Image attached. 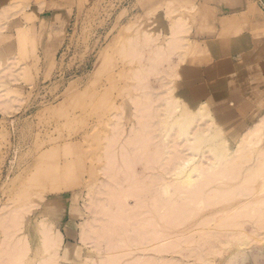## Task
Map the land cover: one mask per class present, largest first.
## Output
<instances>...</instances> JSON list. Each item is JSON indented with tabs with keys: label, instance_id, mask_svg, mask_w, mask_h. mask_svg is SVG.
I'll list each match as a JSON object with an SVG mask.
<instances>
[{
	"label": "rangeland",
	"instance_id": "1",
	"mask_svg": "<svg viewBox=\"0 0 264 264\" xmlns=\"http://www.w3.org/2000/svg\"><path fill=\"white\" fill-rule=\"evenodd\" d=\"M5 8L12 15L0 17V264H264V207L239 206L245 198L264 196V172L255 177L253 194H238L236 201L226 198L228 189L225 196L222 191L227 201L207 190L210 198L218 195L212 204L203 191L221 178L215 172L216 182L202 184L201 192L172 182L174 194L197 192L185 200L169 192L166 201L159 181L169 178L164 170L187 146L176 125L165 120L181 113L196 118L204 111L198 112L200 102L211 117L201 127L207 129L201 148L222 145L226 158L248 133L243 143L249 153L243 149L248 155L232 158L242 165L232 164L237 174L218 181L229 182L223 189L248 187L239 178L264 161V51L238 50L246 22L234 12L233 0H0L1 16L8 15ZM194 89L201 91L197 99ZM168 102L178 107L172 110ZM202 114L198 123L210 120ZM167 130L172 136L166 144ZM226 167L219 173L233 172ZM200 193L205 199L196 204ZM176 216L189 220L178 225ZM163 233L177 236L175 252L172 236ZM163 237L169 251L160 246Z\"/></svg>",
	"mask_w": 264,
	"mask_h": 264
},
{
	"label": "bare ground",
	"instance_id": "2",
	"mask_svg": "<svg viewBox=\"0 0 264 264\" xmlns=\"http://www.w3.org/2000/svg\"><path fill=\"white\" fill-rule=\"evenodd\" d=\"M9 8H5V9H3V10H6V11H3L4 13L3 14H5L6 12L8 13V10ZM1 10V9H0ZM8 10V11H7ZM2 12V11H1ZM12 15V13L11 14H9L8 13V15H2L1 16V13H0V17H3L4 16V19H5V16H11ZM2 19V18H1ZM3 19V20H4ZM181 24V23H180ZM183 24V23H182ZM181 24V25H182ZM185 24V23H184ZM2 25H4V24H2ZM184 26V25H183ZM3 27V26H2ZM178 29V28H177ZM187 29V28H186ZM178 30H181V29H178ZM177 30V31H178ZM183 31V30H182ZM180 32V31H179ZM175 33V32H174ZM176 35H178V33L176 34ZM180 36V35H179ZM179 36H177V37H179ZM181 37V36H180ZM176 39V38H175ZM180 39V38H179ZM182 39H184V38H182ZM171 41V40H170ZM173 41V40H172ZM182 42V41H181ZM171 44V43H170ZM175 44V43H174ZM172 45V44H171ZM182 45V44H181ZM174 46V45H173ZM178 46V45H177ZM162 47V46H161ZM162 49V48H161ZM166 49V48H165ZM168 49V48H167ZM176 49V48H175ZM174 49V50H175ZM170 50V49H169ZM173 50V51H174ZM158 51H160L159 49H158ZM163 51V50H162ZM161 51V52H162ZM167 51V50H166ZM171 51V50H170ZM169 52V51H168ZM167 52V53H168ZM166 53V52H165ZM178 54V53H177ZM153 56V55H152ZM157 56V55H156ZM155 57V56H154ZM161 57V56H160ZM153 58V57H152ZM164 58V57H163ZM15 59V58H14ZM165 61V60H164ZM10 63V62H9ZM11 64H13L12 62H11ZM23 65V64H22ZM8 66H10V65H8ZM16 68H18V67H16ZM6 69V68H5ZM22 69V68H21ZM166 69V68H165ZM8 70V69H7ZM12 70V69H11ZM168 70V69H167ZM2 71V70H1ZM0 71V72H1ZM19 71V70H18ZM6 72V71H5ZM10 72V71H9ZM14 72V71H13ZM2 73V72H1ZM12 73V72H11ZM19 73V72H18ZM4 74H6V73H4ZM17 73H15V75H16ZM12 75H13V73H12ZM11 76V75H10ZM18 77H20V75H17ZM13 77H15V76H13ZM14 79V78H13ZM160 93V92H159ZM165 96V95H164ZM141 99V98H140ZM139 99V100H140ZM133 101V100H132ZM135 101H137V100H135ZM166 101V100H165ZM165 101H163V102H165ZM169 101V100H168ZM173 101V100H172ZM176 101V100H175ZM175 101H173V103L175 102ZM140 102V101H139ZM163 102H162V105H165L166 103H167V101L165 102V104H163ZM169 103V102H168ZM144 104V103H143ZM170 104V103H169ZM172 104V103H171ZM171 104H170V106H168L170 109H172V110H174V108L176 109V107H174V106H177V105H174V104H176V103H174L173 105V107L171 108ZM168 105V104H167ZM135 106H140L139 104L137 105H135ZM146 106V105H145ZM148 107V106H147ZM168 107L167 108H162V113L166 110V109H168ZM178 107V106H177ZM142 107H140V108H138V109H141ZM145 108V107H144ZM156 109H158V108H156ZM165 109V110H164ZM198 112L199 111H202V110H204V111H202L203 113H206L207 111L205 110V107H204V103L203 102H200V105L198 106ZM142 111H143V109H141ZM151 111V110H150ZM167 111H170V112H172L171 110H167ZM137 112H139L138 110H137ZM166 112V111H165ZM197 112V113H198ZM202 112H200L201 114H202ZM209 112V111H208ZM207 112V113H208ZM149 113V112H148ZM148 113L146 114V116H148ZM167 113V112H166ZM198 114V116L195 118V117H191V116H193V115H191V116H189L190 117V119L187 117L188 115H186V114H183V113H181V114H179V115H177L176 116V118L174 117L173 119H171L170 120V122H167L166 120H165V122H166V124L168 125V126H170V125H176V128H178V129H176L177 131H175V132H177L178 134H179V136L180 137H182V136H184V137H182V138H180V140L182 141V142H187L186 143V147H185V145H184V143L182 144V143H179V146H180V144L181 145H184V149H182V150H180V149H175L176 151L178 150V152H179V150H180V152L178 153V155H180L181 157H180V159H176V160H179L178 162H176V163H174L171 167H170V169L168 170V168H167V170H164V171H168V172H165V173H167L168 175H169V178H166V181H164L163 179H159V181L160 180H162V181H160V189H162L163 191H165L166 193H164V198H166L165 197V194H166V196H168V198H170L169 197V195H172V194H174L173 192H172V190L174 191V189H172V188H174V186H175V184H173V183H176V184H178V183H180V185L181 186H184V187H186V189H184V190H195L196 191V189H197V191H202V190H199V188L200 189H202V187L203 188H205L202 184H207V183H211V181H214L215 180V182H216V180H217V178L219 177L218 175H221V178L219 177L218 178V180H217V183L215 184V183H212V184H214V188L212 187V186H210V185H208L207 184V186H208V189H205V191H203L204 193H205V195H206V193H207V190H211L212 189V192H216V194L218 193V192H220L221 194H219V198H222L223 199V192L222 191H224V190H226V191H224V196H225V193H228V190L231 192V193H229V194H226V198L227 199H229L230 200V198L233 200L234 199V201H236V199H238L237 198V196H239L241 193H243L242 194V197L245 195V196H247V195H249L250 194V192H251V194H253L252 193V191H253V189H255L256 190V185L254 186L253 184L255 183L256 184V182H258V180H254L255 179V177L258 175V174H261V173H263L264 172V161L263 162H260L261 163V165H259V164H256V163H254V162H259V161H254L253 163L254 164H250L251 166L250 167H248V170H247V173L248 174H246L245 176H247V177H243V178H239V179H243V180H241L240 181V183L242 182V183H247L246 185H249L248 187H243L242 185V189L240 188V187H236L237 186V184L236 185H233V189L231 188L232 187V184L230 185L229 184V187H226L225 189H223L224 188V186L223 185H225V183H229V182H226V180H224L221 184H219L220 182H218V181H220V179L222 180V179H230V178H233V176L231 177V175L232 174H237V173H235V169L237 168V171L239 170V167H240V165H242V164H240V165H238V162L236 163V162H234L233 163V161H235L234 159H233V161H232V158H235L236 159V157L238 156V155H240V154H242L243 152V149L245 148V144L247 143V142H244L243 143V141H244V138L247 136V134L245 135V136H241V142H240V144H239V141H238V147H235L236 149H234L233 151H231L230 153H228L227 155H229V156H226L225 154V156H226V158L223 156L222 157V153H220L221 152V149L223 148L222 147V145H219V146H217L218 148H214V150H213V148H211L213 145L212 144H210V145H212V146H208L209 148H211V149H204V147L203 148H201V144L202 143H205V142H203V141H205V138L203 139V137H204V133H205V129L204 128H201L202 127V125H204L205 124V122H208V121H211V117H209V114L210 113H208V115H207V113L206 114H202V115H205V117H209V119L210 120H207V121H203V123H198V122H200L199 120H200V116H201V114ZM141 114V116L143 117L144 115L142 114V113H140ZM140 114H138L139 116H140ZM151 114V113H150ZM149 114V115H150ZM154 114V113H153ZM152 114V116L154 117V115ZM165 114V113H164ZM207 115V116H206ZM136 116V115H135ZM140 116V117H141ZM160 116V115H159ZM164 116V115H163ZM194 116H195V114H194ZM140 117H138L137 118V120H141V118ZM145 117V116H144ZM166 117H167V115H166ZM205 117H201V119H203L204 120V118ZM165 118V117H164ZM168 118V117H167ZM193 118V119H192ZM195 118V119H194ZM161 119V118H160ZM188 119H189V121H188ZM198 119V120H197ZM205 119H207V118H205ZM151 120V119H150ZM190 120H193V122H195L193 125L191 124L192 123V121H190ZM213 120V119H212ZM152 121V120H151ZM139 122L140 121H138V124H139ZM164 122V123H165ZM142 123V122H141ZM158 123H160V122H158ZM157 123V124H158ZM161 123H162V121H161ZM170 123V124H169ZM212 123V122H211ZM145 124V123H144ZM208 124H210V123H207V125ZM140 125H143V123L142 124H140ZM146 125V124H145ZM143 126V128L144 127H146V126ZM154 125V124H153ZM167 125H165V126H167ZM173 126H171V127H173ZM205 127V126H204ZM133 128V127H132ZM141 128H142V126H141ZM164 128V127H163ZM169 128V127H168ZM173 129H174V127H173ZM204 129V130H203ZM137 130H140V128H138ZM144 130V129H143ZM169 131H170V129H168ZM167 130V132H165L163 135H162V140L163 141H169V139H168V137H170V136H172V135H170L171 134V132L169 133V131ZM207 130V129H206ZM162 131V130H161ZM142 132V131H141ZM174 132V133H175ZM208 132V131H207ZM145 133H148V132H144V134ZM162 133V132H161ZM177 133H175V134H177ZM136 134V133H135ZM143 134V133H142ZM160 134V133H159ZM174 134V135H175ZM134 135V134H133ZM146 135V134H145ZM182 135V136H181ZM209 135V134H208ZM137 136H139L138 134H137ZM141 136V135H140ZM178 136V135H177ZM205 136H207V135H205ZM214 136V135H213ZM157 137V136H156ZM137 138V137H136ZM138 138H140V137H138ZM142 138H143V135H142ZM155 138V137H154ZM176 138V137H175ZM248 138V137H247ZM246 138V139H247ZM135 139V138H134ZM152 139V138H151ZM207 139V138H206ZM139 140H141L142 141V139H139ZM131 141V140H130ZM155 141V140H154ZM175 141H177L176 139H175ZM207 141V140H206ZM169 142H171V141H169ZM180 142V141H179ZM251 142V141H250ZM140 143H143V141L142 142H140ZM148 143V142H147ZM153 143V142H152ZM173 143H174V141H173ZM244 145H243V144ZM166 144H167V142H166ZM176 144H178V143H176ZM176 144H174V147L176 146ZM219 144V143H218ZM251 144V143H250ZM165 145V144H164ZM206 145H208V143H206ZM217 145V144H216ZM139 146V145H138ZM169 146H171L170 144H169ZM214 147H216V146H214ZM252 147H253V145H252ZM157 148H159V147H157ZM176 148H177V146H176ZM181 148V147H180ZM219 148H221V149H219ZM140 149V148H139ZM161 149V148H160ZM163 149V148H162ZM167 149H170L168 146H167ZM215 149H216V151H215ZM252 149V148H251ZM170 150H172V149H170ZM170 150H169V154H170ZM213 150V151H212ZM245 151H246V149H244ZM147 151V150H146ZM161 151V150H160ZM174 151V150H173ZM225 153H226V151L225 150H223ZM240 151H241V153H240ZM244 151V152H245ZM264 151V150H263ZM144 152V151H143ZM142 152V153H143ZM153 152H155V150L153 151ZM152 152V153H153ZM167 152V153H166ZM219 152V153H218ZM249 153V148H248V151H246L245 153ZM157 153H159V152H157ZM164 153H166V154H168V151L166 150V151H164ZM174 153H176V152H173V154ZM181 153V154H180ZM183 153V154H182ZM198 153H201L202 155L199 157V154ZM245 153H243V155H248V154H245ZM141 154V153H140ZM140 154H138V155H140ZM259 154V153H258ZM262 154H264L263 152H261V155ZM144 155H148V154H146V153H144ZM152 155H155V153H153ZM151 155V156H152ZM162 156H163V153L161 154ZM171 155V154H170ZM177 155V156H178ZM149 156V155H148ZM167 156V155H166ZM177 156L176 157H174V158H177ZM260 156V155H259ZM168 157H170V158H172L171 156H168ZM241 157H242V155H241ZM241 157L240 156H238V158H240L241 159ZM243 157H245V156H243ZM242 157V158H243ZM262 157H264V155L262 156ZM146 158V157H145ZM149 157H147V159H148ZM163 158V157H162ZM174 158H173V162H175L176 160H174ZM223 158H225V159H223ZM248 158V157H247ZM250 158V157H249ZM151 159V158H150ZM161 159V157L159 158V160ZM163 159H165V158H163ZM203 159H205L206 161H203ZM226 160L225 162H227V160H230V161H232L231 162V164H227L226 163V165H225V162H220V160ZM246 159V158H245ZM256 159H258V157L256 158ZM127 160V159H126ZM158 160V159H157ZM166 160V159H165ZM164 160V162L166 163V164H168L169 162H166ZM170 161L172 160V159H169ZM168 160V161H169ZM244 160V159H243ZM248 160V159H247ZM263 160H264V158H263ZM143 162L142 163H144V160H142ZM161 161H163V160H161ZM128 162V161H127ZM137 162L138 163H140L138 160H137ZM136 162V163H137ZM146 162H148V161H146ZM152 161H149L148 163H149V165H150V163H151ZM153 162H155V161H153ZM163 162V163H164ZM240 162V161H239ZM164 163V164H165ZM224 164V165H222V164ZM235 163L237 164V166H239V167H236V166H234V167H236L235 169H234V167L233 166H231L232 164H234L235 165ZM243 163V162H242ZM110 164V163H109ZM155 164V163H154ZM164 164H161V165H163L164 166ZM171 164H172V162H171ZM170 164V165H171ZM219 164H221L220 165V167H222L221 169H223L224 168V166L226 167L227 165V167L224 169L225 171H226V169L227 168H230V169H228L229 171H233V170H235V171H233V172H227L226 171V174H228V175H222V173H219V172H221L220 170V167L218 166ZM146 165V164H145ZM145 165H143V166H145ZM158 165H160V164H158ZM169 165V166H170ZM230 165V166H229ZM162 166V167H163ZM132 167V166H131ZM146 167H147V165H146ZM216 167H218V168H216ZM109 168H110V166H109ZM160 168V167H159ZM164 168V167H163ZM214 168H216V169H214ZM132 169V168H131ZM164 169H166V168H164ZM217 170V169H219V171L218 172H216V171H214V170ZM116 170V169H115ZM134 170V169H133ZM133 170H131V171H133ZM163 170V169H162ZM205 170L207 171V172H209V173H205ZM213 170V171H212ZM108 171V170H107ZM110 171V170H109ZM130 171V170H129ZM210 172H211V174L212 175H214L213 173L215 172V174L218 176V177H216L215 175L214 176H210L209 174H210ZM213 172V173H212ZM223 173H224V171H223ZM133 174V173H132ZM159 174V173H158ZM158 174H157V176H158ZM166 174V175H167ZM113 175V174H112ZM134 175V174H133ZM206 175H208V176H206ZM230 175V177H228ZM126 176H128V174L126 175ZM126 176L124 177L123 176V178L125 179L126 178ZM205 176H206V178H205ZM224 176H226L227 178H225ZM259 176V175H258ZM257 176V177H258ZM158 177H161V176H158ZM210 178V177H212V179L213 180H208V178ZM223 177V178H222ZM150 178H152V177H150ZM162 178H164V177H162ZM245 178H247V179H245ZM250 179V180H249ZM127 180V179H126ZM128 180H130V178H128ZM133 180V179H132ZM206 180H208L207 182H206ZM250 181L249 183L248 182H246V181ZM134 181V180H133ZM154 181V180H153ZM164 181V182H163ZM255 181V182H254ZM124 181L122 180V181H120V183H123ZM136 182V181H135ZM135 182H132V186L134 185L133 183H135ZM144 182V181H143ZM152 182V181H151ZM155 182V184L157 183L156 181H154ZM162 182V183H161ZM173 182V183H172ZM206 182V183H205ZM252 182V183H251ZM254 182V183H253ZM145 183V182H144ZM144 183L142 184V185H144ZM149 183V182H148ZM159 183V182H158ZM209 183V184H210ZM224 183V184H223ZM239 183V184H240ZM126 184H129L127 181H126ZM136 184H137V182H136ZM141 184V183H140ZM139 184V185H140ZM150 184V183H149ZM169 184H170V186H169ZM184 184V185H183ZM121 185V184H120ZM146 185V184H145ZM159 185V184H158ZM157 185V186H158ZM173 185V186H172ZM221 185V186H220ZM228 184H226V186H227ZM99 186H101V185H99ZM150 186H152V184L150 185ZM156 186V185H155ZM177 186V185H176ZM199 186H201V187H199ZM206 186V187H207ZM210 186V187H209ZM252 186H254V187H252ZM102 187V186H101ZM111 187V186H110ZM122 187V186H121ZM123 187H125V186H123ZM138 187V186H137ZM136 187V188H137ZM141 187V186H140ZM153 187V186H152ZM170 187H172L171 189H170ZM183 187V188H184ZM223 187V188H222ZM236 187V188H235ZM132 188V187H131ZM177 188H181V187H177ZM210 188V189H209ZM229 188H231V189H229ZM122 189V188H121ZM152 189V188H151ZM216 189H219L220 191H215ZM221 189H223V190H221ZM228 189V190H227ZM238 189V190H237ZM260 189L262 190V187H260ZM119 190V189H118ZM133 190H135V189H133ZM132 190V191H133ZM154 190V189H153ZM159 190V189H158ZM204 190V189H203ZM214 190V191H213ZM237 190V191H236ZM108 191H110V190H108ZM163 191H162V193H163ZM234 191V192H233ZM145 192V191H144ZM169 192H171L172 194H170ZM178 193H180V195L178 194H176V192H175V194H176V197L177 196H182L183 197V190L181 191V192H179V191H177ZM186 192H188V191H186ZM186 192L184 191V193L186 194ZM191 192V191H190ZM190 192H188L187 194H189ZM146 193V192H145ZM169 193V194H168ZM211 193V192H210ZM140 194V193H139ZM138 194V195H139ZM153 194V193H152ZM174 194V195H175ZM183 194V195H182ZM195 194H197V192H194V196H191V195H184L185 196V198H184V200L186 199V198H188V197H195L196 195ZM202 193H200V196L198 197V199L197 200H195L196 198H190L188 201V203L189 204H192L193 202L192 201H194L195 200V202H196V204L197 203H199V202H203V200L202 199H205L204 198V196H202L201 195ZM215 193H213V194H210V195H213V197L212 198H210L211 196H208L209 195V193H207V196H205V197H209L210 198V203H211V200H217L218 199V197H215V196H218V195H214ZM239 194V195H238ZM134 195V194H133ZM137 195V194H136ZM137 195V196H138ZM141 195V194H140ZM193 195V194H192ZM228 195V196H227ZM142 196V195H141ZM157 196V195H156ZM250 196V195H249ZM122 197V196H121ZM216 199H215V198ZM239 197H241V196H239ZM145 198V197H144ZM157 198V197H156ZM161 198V197H160ZM168 198H166V201H167V199ZM108 199V198H107ZM111 199V198H110ZM109 199V200H110ZM141 199H143V198H141ZM172 199V198H171ZM207 199V198H206ZM246 199V198H245ZM242 200V201H239L240 203H239V206L241 205V206H243V205H249V206H251V207H249V208H253L252 206H254V205H260L261 207H264V196H260V197H254V198H247L246 200ZM113 201L112 202H114L115 200L114 199H112ZM136 200H140L139 198L138 199H136ZM173 200V199H172ZM192 200V201H191ZM208 200V199H207ZM227 201L226 199H223V201ZM181 201H183V200H181ZM181 201H174L175 203L176 202H180L181 203ZM191 201V202H190ZM209 201V200H208ZM222 201V200H221ZM137 202H139V201H136V203ZM168 202H171V200L170 201H168ZM173 202V203H174ZM195 202L193 203V204H195ZM206 202V201H205ZM218 202H219V200H218ZM231 202H233V201H231ZM95 203V202H94ZM103 204H104V202H102ZM107 203V202H106ZM110 203V202H109ZM143 203V202H142ZM141 203V204H142ZM146 202H144V205L142 204V207L143 206H145L146 204H145ZM172 203V204H173ZM187 203V204H188ZM111 204V203H110ZM114 204V203H113ZM118 204H119V202H118ZM138 204V203H137ZM140 204V203H139ZM138 204V206L136 205V208L137 207H139L140 205ZM150 204H153L152 202L150 203ZM163 204V203H162ZM164 204H165V202H164ZM166 204H167V202H166ZM176 204H178V203H176ZM176 204H173V205H176ZM189 204L187 205V206H189ZM209 204V203H208ZM212 204V203H211ZM106 205V204H105ZM167 205H169V204H167ZM179 206H180V204H178ZM206 205V204H205ZM263 205V206H262ZM99 206V205H98ZM151 206V205H150ZM164 206V205H163ZM185 206V205H184ZM187 206H185V207H187ZM101 207H103V205L101 206ZM100 207V208H101ZM106 207V206H105ZM107 207H109V206H107ZM172 207H177V205L176 206H172ZM181 207H182V205H181ZM180 207V208H181ZM244 207H247V206H244ZM111 208V207H110ZM120 208H122V207H120ZM135 208V209H136ZM139 208H141V207H139ZM148 208V207H147ZM165 208V207H164ZM166 208H168V207H166ZM179 208V207H178ZM183 208V207H182ZM241 208V207H240ZM102 209V208H101ZM169 209H171V208H169ZM184 209V208H183ZM255 209V207L252 209V211ZM107 210V209H106ZM139 210V209H138ZM147 210V209H146ZM175 209H173L172 211H174ZM259 212H261V210H262V213L264 212V208H259ZM108 211V210H107ZM113 211V210H112ZM122 211V210H121ZM153 211H155V210H153ZM171 211V210H170ZM171 211V212H172ZM176 212H177V210H175ZM174 211V212H175ZM180 211H182L181 209H180ZM249 211H250V209H249ZM104 212L105 213H107L105 210H104ZM108 212H110V211H108ZM115 215L117 214V210H115ZM137 212H139V211H137ZM150 212V211H149ZM254 212H257V211H254ZM100 213V212H99ZM146 213V212H145ZM160 213V212H159ZM248 213H250V212H247V215H248ZM110 214V213H109ZM114 214V213H113ZM152 214V213H151ZM154 214V213H153ZM172 214H175V213H172ZM182 214V213H181ZM255 214V213H254ZM258 214V213H257ZM104 215V214H103ZM106 215H108V214H106ZM121 215H123V217H126L127 218V215L125 216L124 214H119V215H116L117 217L118 216H121ZM138 215V214H137ZM183 215V214H182ZM250 216L249 217H251V216H253V214L251 215V213L249 214ZM264 214H262V216H263ZM147 216V215H146ZM156 216V215H155ZM168 216H170L169 214H168ZM257 216H259V215H257ZM108 217V216H107ZM106 217V218H107ZM109 217H111L112 218V216H109ZM114 217V216H113ZM122 217V218H123ZM167 217V216H166ZM173 217L174 216H172V219H173ZM180 217H182V216H180ZM180 217H175L174 219H176L177 218V221L178 222H176L178 225H180V223L179 222H182L183 224H184V222H186L187 220H189V219H187L186 220V217L185 218H181L182 219V221H180L181 219H180ZM259 217H261V215L259 216ZM105 218V219H106ZM115 218V217H114ZM121 218V219H122ZM170 218V217H169ZM118 219H120V218H118ZM147 219V218H146ZM171 219V218H170ZM180 219V220H179ZM5 220H7V219H5ZM108 220H110V219H108ZM4 221V220H3ZM112 221V220H111ZM117 221H119V223L121 222L120 220H117ZM122 221H124V220H122ZM170 221V220H169ZM173 221V220H172ZM3 223V222H2ZM119 223H116V224H119ZM138 223V222H137ZM139 223H141V222H139ZM142 223H143V220H142ZM141 223V224H142ZM173 223V222H172ZM181 223V224H182ZM245 223H247V222H245ZM101 224V223H100ZM111 225H112V222L110 223ZM144 224H146V223H144ZM9 225V224H8ZM108 225V224H107ZM148 225V224H147ZM146 225V226H147ZM152 225V224H151ZM243 225H244V223H243ZM94 226H95V224H94ZM112 226H114V227H116V225H112ZM146 226H144L145 227V229H146ZM148 226H150V225H148ZM161 226V225H160ZM167 227H168V225H166ZM165 226V227H166ZM171 226V225H170ZM93 227V226H92ZM110 227V226H109ZM113 227V228H114ZM141 227V226H140ZM154 227V226H153ZM185 227V226H184ZM95 227H93V229H94ZM98 227H96V229H97ZM132 228L134 229L135 227H133L132 226ZM137 229H138V227H136ZM142 228V227H141ZM171 228H173L172 226H171ZM176 228V227H175ZM4 229V228H3ZM133 229H131L132 230V233H134L133 232ZM162 229H163V227H162ZM165 229V228H164ZM167 229V228H166ZM252 229V228H251ZM46 230V229H45ZM109 230V229H108ZM111 230V229H110ZM135 230V229H134ZM140 230V229H139ZM151 230V229H150ZM170 230V229H169ZM177 230V229H176ZM179 230H181V229H179ZM47 231V230H46ZM46 231H44V232H46ZM127 231H129V230H127ZM141 231V230H140ZM143 231H144V229H143ZM147 231V230H146ZM160 231V230H159ZM183 232H185L184 230H182ZM252 231H254V230H252ZM82 232H84V230L82 229ZM104 232V234L106 233V230L105 231H103ZM114 232H116V229H115V231L113 230V232L112 233H114ZM161 232V231H160ZM171 232V231H170ZM178 232H180V231H176V233L177 234H179ZM85 233V232H84ZM90 233V232H89ZM119 233H121V230H120V232ZM131 233V232H130ZM131 233V234H132ZM139 233V232H138ZM141 233V232H140ZM145 234H147L148 233V231H147V233L146 232H144ZM172 233H173V231H172ZM175 233V232H174ZM175 233V234H176ZM209 233H216V232H209ZM48 235H46L45 234V236H48V238H49V235H50V233H47ZM81 234H83V233H81ZM86 235H87V233H85ZM94 234V233H93ZM151 234H152V232H151ZM151 234L149 235V236H151ZM156 234V233H155ZM159 234V232L157 233V235ZM161 234V233H160ZM163 234H165V233H163ZM170 234V235H169ZM175 234H171V233H168V235L169 236H172L170 239H168V240H170V241H172V242H174V240H172V238H177V236L175 235ZM180 234H181V232H180ZM183 234V233H182ZM204 234V233H203ZM207 234V233H206ZM206 234H204V235H206ZM218 234V233H217ZM245 234V233H244ZM52 235V234H51ZM106 235V234H105ZM120 235V234H119ZM138 235V234H137ZM140 235V234H139ZM143 234H141L140 236H142ZM162 235V234H161ZM167 234H165V236H166ZM168 235L166 236L167 238H168ZM186 235V234H185ZM184 235V236H185ZM129 236H131V235H129ZM201 236V235H200ZM209 236V235H208ZM207 236V237H208ZM219 236V235H218ZM59 237H60V235H59ZM59 237H57V239H56V241H59L60 242V238ZM81 237H83V235H80V239H81ZM86 237V236H85ZM106 237V236H105ZM132 237V236H131ZM152 237H154V235L152 236ZM161 237V236H160ZM181 237H183V236H179V238H181ZM202 237V236H201ZM144 238H147V237H144ZM167 238H166V240H167ZM51 239V238H50ZM53 239L54 238H52V241H53ZM142 239H143V237H142ZM141 239V240H142ZM148 239V238H147ZM150 239V238H149ZM155 239H156V237H155ZM202 239V238H201ZM203 239H205V237L203 238ZM55 240V239H54ZM82 240H85V238H82ZM162 240H165V238L163 237V239ZM161 240V242L159 243H157L158 244V246L160 245V244H164V245H160V246H163L164 248H165V246H167L168 244H167V242H169L168 240L165 242L164 241V243H163V241ZM181 240L182 239H180V242H181ZM49 241V240H48ZM122 241H123V239L121 240V243H122ZM147 241V240H146ZM151 241V240H150ZM154 241V240H153ZM50 242V241H49ZM49 242L47 243L48 245H49ZM84 242V241H83ZM152 242V241H151ZM172 242H170L171 244H169V245H172L173 246V244H175L176 245V247H178L177 245H180L181 243H177V242H179L178 240H177V242L175 243H172ZM54 243H56L57 244V242H53V244ZM114 243H116V242H114ZM113 243V245H115ZM124 243V242H123ZM137 243V242H136ZM135 242H134V244H136ZM46 244V245H47ZM51 244V243H50ZM118 244H119V242H118ZM125 244V243H124ZM123 244V245H124ZM127 244V243H126ZM131 244H133V242H131ZM119 245H121V244H119ZM130 245V244H129ZM156 245V244H155ZM155 245L153 246V247H155ZM168 245V246H169ZM52 246V245H51ZM54 246V245H53ZM122 246V245H121ZM167 246V247H168ZM171 246V247H172ZM49 247H50V245H49ZM162 247V248H163ZM171 247L169 246L168 247V249H166L167 251H169L170 249H171ZM119 248V247H118ZM157 248V250L158 249H161L160 247H155V249ZM170 248V249H169ZM173 248H174V246H173ZM139 249V248H138ZM149 249V248H148ZM155 249L153 248L152 250L153 251H155ZM177 248H174V249H171V250H173V251H171L170 250V252L172 253V252H175V250H176ZM165 250V251H166ZM159 251V250H158ZM162 251V253H163V249L161 250ZM166 253V252H165ZM168 253V252H167ZM108 254V253H107ZM117 255H119V254H117ZM120 256V255H119ZM144 256V255H143ZM149 257V256H148ZM152 257V256H151ZM151 257H149V259L151 258ZM111 258V257H110ZM140 258V257H139ZM141 261V260H140ZM148 261V260H147ZM147 261H141L142 263H144V264H146V262ZM139 263V262H138ZM141 263V264H142ZM149 263H152L151 261L149 262ZM173 263V262H172ZM140 264V263H139Z\"/></svg>",
	"mask_w": 264,
	"mask_h": 264
},
{
	"label": "crops",
	"instance_id": "3",
	"mask_svg": "<svg viewBox=\"0 0 264 264\" xmlns=\"http://www.w3.org/2000/svg\"><path fill=\"white\" fill-rule=\"evenodd\" d=\"M234 12L242 14L246 22V29L242 35V47L238 48L243 54L263 52L264 47V0H233ZM228 64V63H227ZM194 98L201 94L200 90L194 89ZM234 132H240L234 129ZM242 136V135H241Z\"/></svg>",
	"mask_w": 264,
	"mask_h": 264
}]
</instances>
